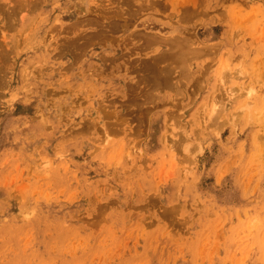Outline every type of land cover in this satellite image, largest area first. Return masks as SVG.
Segmentation results:
<instances>
[{
    "label": "rangeland",
    "instance_id": "374dc122",
    "mask_svg": "<svg viewBox=\"0 0 264 264\" xmlns=\"http://www.w3.org/2000/svg\"><path fill=\"white\" fill-rule=\"evenodd\" d=\"M0 264H264V0H0Z\"/></svg>",
    "mask_w": 264,
    "mask_h": 264
},
{
    "label": "crops",
    "instance_id": "0c3cea01",
    "mask_svg": "<svg viewBox=\"0 0 264 264\" xmlns=\"http://www.w3.org/2000/svg\"><path fill=\"white\" fill-rule=\"evenodd\" d=\"M79 1V0H78Z\"/></svg>",
    "mask_w": 264,
    "mask_h": 264
}]
</instances>
